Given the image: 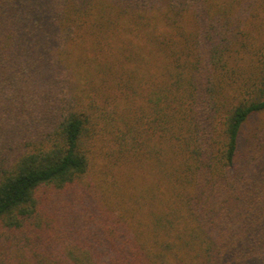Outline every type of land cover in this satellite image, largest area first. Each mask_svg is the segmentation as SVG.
Returning a JSON list of instances; mask_svg holds the SVG:
<instances>
[{
	"label": "trees",
	"instance_id": "16d2710c",
	"mask_svg": "<svg viewBox=\"0 0 264 264\" xmlns=\"http://www.w3.org/2000/svg\"><path fill=\"white\" fill-rule=\"evenodd\" d=\"M0 144V264H264V0H0Z\"/></svg>",
	"mask_w": 264,
	"mask_h": 264
},
{
	"label": "rangeland",
	"instance_id": "374dc122",
	"mask_svg": "<svg viewBox=\"0 0 264 264\" xmlns=\"http://www.w3.org/2000/svg\"><path fill=\"white\" fill-rule=\"evenodd\" d=\"M21 122H27V121H26L25 119H23ZM26 126H27V124H26L25 126H22L21 129H22L23 127H26ZM29 129L32 130V129H34V128L32 127V125H30V126H29ZM23 131H25V130L23 129L22 131H18L19 134L16 135V136H17V137L22 136L23 133H24ZM27 133H28V132H27ZM28 134H30V133H28ZM14 145H15V143L12 144V146H14ZM0 146H1V144H0ZM94 159H95V161H94ZM94 159H93V163L95 162V164H96V165H94V170L97 171V170H99L100 157L97 156V157L94 158ZM137 174H138V176L141 175V171L138 170Z\"/></svg>",
	"mask_w": 264,
	"mask_h": 264
}]
</instances>
